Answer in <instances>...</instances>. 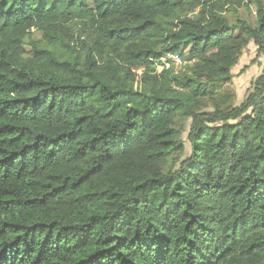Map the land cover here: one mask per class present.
Here are the masks:
<instances>
[{
    "label": "trees",
    "instance_id": "obj_1",
    "mask_svg": "<svg viewBox=\"0 0 264 264\" xmlns=\"http://www.w3.org/2000/svg\"><path fill=\"white\" fill-rule=\"evenodd\" d=\"M253 2L0 0V264H264V65L224 89Z\"/></svg>",
    "mask_w": 264,
    "mask_h": 264
},
{
    "label": "rangeland",
    "instance_id": "obj_2",
    "mask_svg": "<svg viewBox=\"0 0 264 264\" xmlns=\"http://www.w3.org/2000/svg\"><path fill=\"white\" fill-rule=\"evenodd\" d=\"M264 4V0H253ZM256 2L251 3L250 7L237 8L236 12H225V16L230 22H234L236 18L245 19L249 22L255 20ZM264 65V58L259 56L253 42H249L243 49L237 64L232 68V79L224 86L233 99L232 105H239L251 91L252 82L261 74ZM210 109V108H207ZM190 120L184 124L181 134V140L184 148L181 157H186L190 152V144L187 139Z\"/></svg>",
    "mask_w": 264,
    "mask_h": 264
},
{
    "label": "built area",
    "instance_id": "obj_3",
    "mask_svg": "<svg viewBox=\"0 0 264 264\" xmlns=\"http://www.w3.org/2000/svg\"><path fill=\"white\" fill-rule=\"evenodd\" d=\"M184 63L185 62L179 54L168 53L156 64L155 71L172 70L174 73H178L182 69Z\"/></svg>",
    "mask_w": 264,
    "mask_h": 264
}]
</instances>
